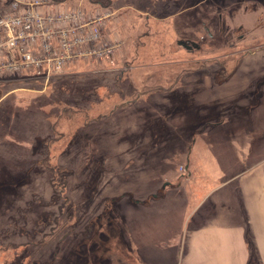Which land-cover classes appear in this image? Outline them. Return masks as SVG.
<instances>
[{"label": "rangeland", "instance_id": "374dc122", "mask_svg": "<svg viewBox=\"0 0 264 264\" xmlns=\"http://www.w3.org/2000/svg\"><path fill=\"white\" fill-rule=\"evenodd\" d=\"M78 2L111 13L112 63L75 60L47 81L0 76V264H180L178 220H196L219 182L203 154L245 122L256 137L264 0L43 8ZM245 162L229 154L218 168Z\"/></svg>", "mask_w": 264, "mask_h": 264}, {"label": "crops", "instance_id": "0c3cea01", "mask_svg": "<svg viewBox=\"0 0 264 264\" xmlns=\"http://www.w3.org/2000/svg\"><path fill=\"white\" fill-rule=\"evenodd\" d=\"M262 101L255 107L259 109L255 110V124L252 120L249 122L250 126L255 125V138L250 137L245 122L244 131L214 138L217 147L211 149V154H203V160H213V169L205 174L218 178L219 182L204 194L202 202L208 204H198L196 220H178L183 234L180 264H264V153H261L264 99ZM253 114L254 108L247 110L250 119ZM217 125L220 123L212 126ZM254 143L260 146V154L254 155L256 151L251 154L252 148H247ZM225 149L232 159L246 161V164L238 171L223 172L218 163L228 157L229 154H222Z\"/></svg>", "mask_w": 264, "mask_h": 264}, {"label": "built area", "instance_id": "2783aa9c", "mask_svg": "<svg viewBox=\"0 0 264 264\" xmlns=\"http://www.w3.org/2000/svg\"><path fill=\"white\" fill-rule=\"evenodd\" d=\"M0 12V76L31 73L47 81L75 60L113 62L118 41L103 37L107 10L86 14L81 2L72 8L49 0H5Z\"/></svg>", "mask_w": 264, "mask_h": 264}, {"label": "trees", "instance_id": "16d2710c", "mask_svg": "<svg viewBox=\"0 0 264 264\" xmlns=\"http://www.w3.org/2000/svg\"><path fill=\"white\" fill-rule=\"evenodd\" d=\"M103 1L104 0H89V2H91L92 4H96V5H105L104 3H103Z\"/></svg>", "mask_w": 264, "mask_h": 264}, {"label": "water", "instance_id": "95a60500", "mask_svg": "<svg viewBox=\"0 0 264 264\" xmlns=\"http://www.w3.org/2000/svg\"><path fill=\"white\" fill-rule=\"evenodd\" d=\"M183 45H184V44H183ZM192 45H193V46H195V44H194V43H193ZM185 46L188 48V46H187V45H185Z\"/></svg>", "mask_w": 264, "mask_h": 264}]
</instances>
